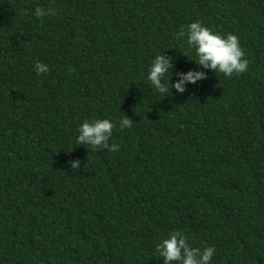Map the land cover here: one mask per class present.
<instances>
[{"label": "trees", "instance_id": "16d2710c", "mask_svg": "<svg viewBox=\"0 0 264 264\" xmlns=\"http://www.w3.org/2000/svg\"><path fill=\"white\" fill-rule=\"evenodd\" d=\"M196 20L235 34L247 71L199 69L174 39ZM163 51L207 78L156 94ZM122 115L118 152L77 144ZM174 231L211 264H264V0H0V264H163Z\"/></svg>", "mask_w": 264, "mask_h": 264}, {"label": "clouds", "instance_id": "9594fccd", "mask_svg": "<svg viewBox=\"0 0 264 264\" xmlns=\"http://www.w3.org/2000/svg\"><path fill=\"white\" fill-rule=\"evenodd\" d=\"M55 14L53 7L37 6L34 10L37 19ZM174 39L186 44L187 51L194 52L195 59L191 61H194L199 69L222 73L225 77H231L234 73L241 74L248 69L249 62L244 58L245 53L235 34L221 35L196 20L187 26H181L175 33ZM33 67L37 75L49 72V66L44 62L37 61ZM173 68V57L166 55L165 51L149 61L146 79L153 91L164 98L169 92V86L171 92L174 89L176 94L183 95L188 84H195L207 78V73L203 70L173 72ZM173 76H175L174 80H172ZM132 123L133 121L126 115H122L118 121L109 118L84 120L77 128V144L87 145L96 151L103 148L107 152H118L119 144L109 143L113 129L117 124L120 130L130 128ZM68 163L71 169L79 171L81 161L78 158ZM154 251L162 258L163 264H211L215 247H194L188 242L187 236L180 231H174L167 238H162L156 243Z\"/></svg>", "mask_w": 264, "mask_h": 264}]
</instances>
